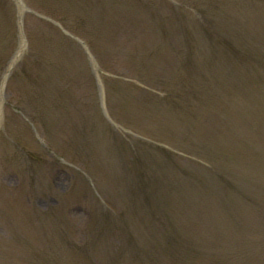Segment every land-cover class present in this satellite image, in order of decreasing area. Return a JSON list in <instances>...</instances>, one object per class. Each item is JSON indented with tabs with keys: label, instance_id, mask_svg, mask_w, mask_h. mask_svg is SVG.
<instances>
[{
	"label": "rangeland",
	"instance_id": "rangeland-1",
	"mask_svg": "<svg viewBox=\"0 0 264 264\" xmlns=\"http://www.w3.org/2000/svg\"><path fill=\"white\" fill-rule=\"evenodd\" d=\"M21 1L24 7L0 0V264H90L93 259L91 264H138L144 250L151 255L148 264H160L150 251L161 247L154 237L140 238L144 227L139 223L130 231L138 238L133 244L124 234L114 237L109 228L106 242L93 244L97 237L90 229L98 208L106 220L137 224L128 217L129 211L136 216L138 199L128 202L127 196L110 191L119 186L117 193L124 192L120 173L126 169L111 154L123 142L141 154L142 146L155 153L161 144L159 133L165 134L167 123L159 110L174 88L170 78L177 39L170 29L171 13L180 10L160 0ZM136 5L141 6L138 12ZM257 22L252 14L238 35L252 33ZM260 23L256 31L264 32ZM109 39H114L110 63L102 67L89 43ZM143 93L152 99L145 102ZM254 151H247V159L259 162ZM189 155L179 151L183 166L193 162ZM247 159L237 164L243 173ZM100 175L104 184L93 182ZM97 187L100 205L93 199ZM236 235L244 239L224 241L222 259L247 264L259 256L264 264V253L255 250L262 233L245 229ZM253 242L258 247L251 248ZM82 250L89 253V263L78 257Z\"/></svg>",
	"mask_w": 264,
	"mask_h": 264
},
{
	"label": "trees",
	"instance_id": "trees-1",
	"mask_svg": "<svg viewBox=\"0 0 264 264\" xmlns=\"http://www.w3.org/2000/svg\"><path fill=\"white\" fill-rule=\"evenodd\" d=\"M160 1L185 14L177 10L171 13L170 29L177 39L174 75L170 78L174 88L161 102L159 113L164 114L161 120L167 123V131L159 133L158 142L178 153L186 151L194 160L183 166L179 154L160 143L155 153L142 146V154L124 142L123 148L116 146L111 157L114 163L126 165L120 173L124 192L117 193L119 186L110 191L118 197L127 196L128 202L138 199L133 203L136 216L129 211L128 217L137 224L127 226L128 219L114 221L113 217L106 220L98 208L90 229L97 238L93 236L91 242H106L105 230L111 229V235L124 234L133 244L138 238L134 240L130 231L139 223L145 231H141L140 238L154 237L161 247L154 253L150 251L160 258V264L167 260L171 264H230L229 256H220L225 250L219 253L223 242L234 240L235 244L244 239L235 237L237 232L258 229L262 244L249 245L258 247L257 255L264 253V222L252 216L254 210L264 219V32L256 31L257 22L252 33L238 35L252 14L261 20L259 26H264V0ZM199 3L200 10L194 11ZM140 7L136 5L135 12ZM159 30L156 23L154 31ZM232 30L235 35H231ZM113 40L101 45L88 42L102 67L110 63ZM148 98L143 93L145 102ZM247 151L257 152L259 162L253 157L247 159ZM246 159L248 170L243 173L238 165ZM102 175L92 178L93 182L98 179L97 183L104 184ZM95 193L93 199L100 205L98 187ZM246 214L251 215L250 221ZM86 254L82 250L78 257L89 263ZM150 256L146 250L139 253L138 264H148ZM257 258L252 256L245 263L262 264Z\"/></svg>",
	"mask_w": 264,
	"mask_h": 264
},
{
	"label": "bare ground",
	"instance_id": "bare-ground-1",
	"mask_svg": "<svg viewBox=\"0 0 264 264\" xmlns=\"http://www.w3.org/2000/svg\"><path fill=\"white\" fill-rule=\"evenodd\" d=\"M7 77H8V76H7ZM7 77H5V79H4L3 87H4V86H5V84H6Z\"/></svg>",
	"mask_w": 264,
	"mask_h": 264
},
{
	"label": "water",
	"instance_id": "water-1",
	"mask_svg": "<svg viewBox=\"0 0 264 264\" xmlns=\"http://www.w3.org/2000/svg\"><path fill=\"white\" fill-rule=\"evenodd\" d=\"M19 1V0H18Z\"/></svg>",
	"mask_w": 264,
	"mask_h": 264
}]
</instances>
